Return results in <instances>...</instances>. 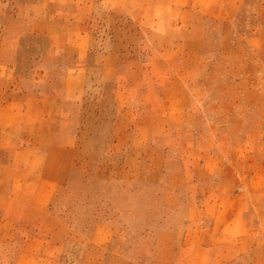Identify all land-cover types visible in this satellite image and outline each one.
Wrapping results in <instances>:
<instances>
[{"label": "rangeland", "instance_id": "374dc122", "mask_svg": "<svg viewBox=\"0 0 264 264\" xmlns=\"http://www.w3.org/2000/svg\"><path fill=\"white\" fill-rule=\"evenodd\" d=\"M33 1L0 0V96L14 88L13 92L38 91L50 98H58L74 89L75 95L69 103L54 106V109L61 110L58 120L65 121L60 124L67 130L65 134L54 132V135L78 143L77 164L66 175L65 181L53 188L46 206V218L37 214L38 219L51 226L63 219L77 227L78 232L65 241L56 264L80 263L85 234L90 233L95 220L107 214L104 212L107 209L117 211L111 214V220L114 223L117 220L115 234L123 240L122 250L134 256L140 252L141 257L130 260L120 254L112 255L105 248H93L100 258L96 264H172L184 227L191 220L202 226L200 231L206 242L203 251L205 264H264V245L256 246L257 239L253 235L238 236L230 244L222 243L223 237L213 234L211 229V213L200 211L188 216V184L180 178L184 175L185 165L180 164L179 159L181 144L184 149L188 146L185 142L191 144L196 139L207 142L212 137L211 133L195 132L199 127L206 130L214 123L227 121L239 132L222 135L235 139L242 134L240 130L255 123L264 126V116L258 115L259 104L234 103L230 105L233 117H220L218 113L223 112L220 104L214 105L210 98L197 100V95L208 94L209 90L239 92L240 87L235 85L203 86L198 83L205 78L249 76L260 72L256 69L257 63L264 60V56H259L257 62L251 54L245 60L240 58L246 55L247 34L256 25L251 7L243 6L234 19V32L229 41L234 46L232 53L207 52L200 56L186 48L181 60L183 67L173 69H166L168 64L158 60L160 64L155 74L161 77L166 71L168 78L179 80V83L167 91L164 88V94L155 102L156 107L165 108V97L174 91H182L183 104L197 106L202 111L182 116L183 123L193 130L189 133H176L175 125L181 117L172 121L161 117L162 121L154 123L159 125L158 133L146 135L148 147L145 149L143 146L136 148L133 128L136 122L132 120H136V106L138 109L144 107L136 101V61L144 54L138 52L136 41L141 45L149 41L146 37H138L136 22L124 14L100 7L78 28L74 22L55 20L52 17L54 6L36 7ZM164 42V38L156 37L152 44L163 45ZM240 59L246 64L235 69V73L224 69L230 63L238 64ZM115 63L120 68L112 73L111 65ZM112 78L124 79L117 84ZM66 81L69 83L67 90L64 88ZM244 88L249 100L254 102L261 92L264 93L262 85ZM50 108L46 101L45 109ZM126 108L131 114L134 110L133 118L131 114L119 117L117 124L125 126L123 128L130 125L127 133L124 129L122 132L115 130L114 118L106 117L120 114ZM252 140L254 150H260L264 133ZM158 150L168 151L171 159L162 171L153 172L149 163ZM239 161H244L236 165L241 172H264V168L247 163V159ZM188 167L191 169L192 165ZM44 171L48 175L49 167ZM195 171L202 178L201 188L207 194L214 187V174L200 166ZM255 193L246 204L248 210L253 208L252 204L264 202V187L261 194ZM2 198L0 196V200ZM202 202L198 196V208L203 207ZM14 226L0 217V264H13L29 236L28 231L16 232Z\"/></svg>", "mask_w": 264, "mask_h": 264}, {"label": "crops", "instance_id": "0c3cea01", "mask_svg": "<svg viewBox=\"0 0 264 264\" xmlns=\"http://www.w3.org/2000/svg\"><path fill=\"white\" fill-rule=\"evenodd\" d=\"M32 4L36 7L54 6L52 17L55 20L74 22L78 28L81 22L92 18L96 8H106L135 21L138 37L148 38L149 43H144L145 45L136 41L138 52L144 53L136 61V101L144 106L142 109L136 106V120H132L136 122L133 125L136 148L148 147L145 137L148 133H158L159 125L155 124L157 120L162 121L161 117L170 121L181 117L177 121L178 125H175V131L189 133L193 130L183 123L182 116L202 111L197 106L183 104L185 100L182 91L168 94L165 97V108L156 107L155 102L164 94V88L167 91L179 83V80L168 78L166 71L161 77L155 74L160 64L158 60L168 64L166 69H173L183 67L181 60L186 48L200 56L207 52L232 53L234 46L229 43L230 36L234 32V19L243 6L251 7L256 25L247 34L246 55L240 58L245 60L251 54V58L256 61L259 56H264V0H34ZM156 37L164 38V44H152ZM245 64L240 59L238 64L230 63L224 69L233 73ZM257 64L259 66L256 69L260 72L253 75H223L198 82L203 86L235 85L240 88L236 94L209 90L208 94L197 95V100L205 101L210 98L214 105L220 104L223 111L218 113L220 117H233L230 105L234 103L259 104L258 115L264 116V93L261 92L260 97L256 98L257 102H254L249 100L244 88L247 85L264 86V60ZM111 67L112 73H115L120 65L115 63ZM120 79L124 78H112L117 84ZM68 85L66 81V90ZM12 90L14 88H10L5 96H0V183H3V188L0 189V196L3 197L0 200V217L4 222L14 224L16 232L28 231L29 236L23 242L13 264H56L65 241L78 232L77 227L63 219L51 226L38 219L37 214L46 218V206L53 188L59 187L77 164L80 150L78 143L64 141V137L54 135V132L67 133L66 128L62 129L60 124H65V121L58 120L61 110L54 109V106L69 103L75 92L73 89L62 97L50 98L48 94L38 91ZM46 101L51 106L50 110L45 109ZM123 110L125 111L120 114L106 117L114 118L115 130L122 132L124 129L127 133L130 125L123 128L125 126L117 124L119 117L131 114L127 108ZM132 115L134 110L131 114L133 118ZM232 127V123L227 121L214 123L206 130L199 127L195 132L212 134L209 141L196 139L191 144L185 142L188 146H184V149L181 144L179 159L180 164L185 165V172L180 178L188 184L187 214L194 215L200 211L211 213V229L213 234L223 237L222 243L230 244L238 236L243 238L253 235L257 239L255 245L263 246L264 202H260V205L252 204L253 208L250 210L246 208V204L252 200L255 192H263L264 172L244 173L236 165L244 162L239 160L247 159V163L264 168V142H261L260 150L256 151L252 140L264 133V126L255 123L240 130L242 134L235 139L222 135L239 132ZM170 159L168 151H156L149 163L151 170L162 171ZM188 165H192V168L189 169ZM47 166L50 169L48 175L44 171ZM199 166L214 174V187L207 194L201 188L202 178L196 175L195 169ZM198 196L203 199L201 208L196 204ZM104 212L107 214L102 219L95 220L90 233L85 234V249L79 264H96L100 258L93 248H105L112 255L120 254L126 259L138 260L140 252L134 256L120 247L123 240L115 234L117 220L115 223L111 220V214L117 211L107 209ZM249 213L252 215H248ZM201 227L200 222H187L172 264H205L203 251L206 242L200 231ZM259 257L260 254L257 259Z\"/></svg>", "mask_w": 264, "mask_h": 264}]
</instances>
